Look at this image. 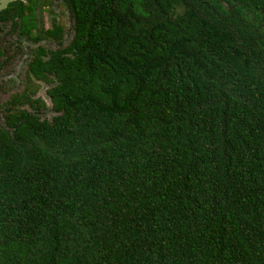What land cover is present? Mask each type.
<instances>
[{
  "label": "trees",
  "instance_id": "trees-1",
  "mask_svg": "<svg viewBox=\"0 0 264 264\" xmlns=\"http://www.w3.org/2000/svg\"><path fill=\"white\" fill-rule=\"evenodd\" d=\"M60 2L0 104V264H264V0Z\"/></svg>",
  "mask_w": 264,
  "mask_h": 264
},
{
  "label": "rangeland",
  "instance_id": "rangeland-1",
  "mask_svg": "<svg viewBox=\"0 0 264 264\" xmlns=\"http://www.w3.org/2000/svg\"><path fill=\"white\" fill-rule=\"evenodd\" d=\"M53 15L44 11L42 4L38 7V35L39 41L36 42L26 35L21 34L20 31L12 33V38L6 36L0 40V48L5 51L6 61H8L5 68L0 72V104L9 101L13 95L22 93L24 90V81L27 73L29 61L32 59V50L39 45L46 47L53 51L59 48V44L55 40H50L43 37V30H49L53 27L54 19L62 24L64 27V45H69L74 35V21L68 8L64 3L60 2L52 7ZM7 32H11L8 31ZM50 87L42 84V89L37 95L46 101L48 111L44 114V118L53 119L56 114L52 110L50 99L47 91Z\"/></svg>",
  "mask_w": 264,
  "mask_h": 264
},
{
  "label": "flooded vegetation",
  "instance_id": "flooded-vegetation-1",
  "mask_svg": "<svg viewBox=\"0 0 264 264\" xmlns=\"http://www.w3.org/2000/svg\"><path fill=\"white\" fill-rule=\"evenodd\" d=\"M49 1L50 0H0V40L2 38L4 39L6 36L12 38V35H14L12 33L21 32L22 10L28 5H33L32 2L37 5V17L39 4H42L46 13L53 15L49 10H52L55 4H59L60 0H54L50 6L46 5ZM62 1L64 2V0ZM7 30L11 32L9 33ZM3 52L5 53V51Z\"/></svg>",
  "mask_w": 264,
  "mask_h": 264
}]
</instances>
